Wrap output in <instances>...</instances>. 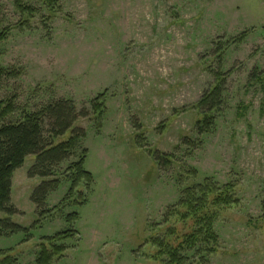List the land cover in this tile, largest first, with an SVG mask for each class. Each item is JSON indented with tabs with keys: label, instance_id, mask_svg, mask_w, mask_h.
<instances>
[{
	"label": "rangeland",
	"instance_id": "1",
	"mask_svg": "<svg viewBox=\"0 0 264 264\" xmlns=\"http://www.w3.org/2000/svg\"><path fill=\"white\" fill-rule=\"evenodd\" d=\"M15 2L0 0V33L11 28L0 45V65L11 74L0 81V102L15 107L5 123L60 99L88 114L75 125L86 133L81 148L57 176L86 149L95 185L87 205L62 207L63 216L80 214L79 237L53 264H159L152 241L184 228L170 214L187 188L207 179L232 186L238 204L219 211L218 252L190 251L187 264H264V0H59L52 21L48 2L23 0L37 10L23 28ZM220 70L224 106L201 135L197 104ZM104 93L99 130L92 104ZM156 153L171 163L159 166ZM35 161L26 159L12 186V221L28 229L39 218L31 198L42 180L29 178ZM69 189L63 181L45 210L61 206ZM68 227L60 217L0 235V264H36L43 238Z\"/></svg>",
	"mask_w": 264,
	"mask_h": 264
},
{
	"label": "trees",
	"instance_id": "2",
	"mask_svg": "<svg viewBox=\"0 0 264 264\" xmlns=\"http://www.w3.org/2000/svg\"><path fill=\"white\" fill-rule=\"evenodd\" d=\"M45 2L46 4L48 2L49 15L45 18L52 21L61 11V7L58 6L59 0ZM15 4L22 17L18 27L28 26L37 10L23 0H16ZM10 33L11 28H6L0 33V45L8 39ZM244 40L245 35L239 43H243ZM232 41L234 44L237 39ZM223 51L225 50L218 49L215 52L221 64L224 58ZM8 76H11L10 72L0 65V81ZM215 77L214 88L206 92L197 104L200 119L196 125L201 135L213 131L217 115L222 112L224 106L223 95L226 91L227 76L220 70ZM255 77L262 81L259 74H255ZM92 110L97 128L100 130L106 113V93L93 101ZM14 112L13 102H0V235L9 237L20 233L28 234L44 220L64 217L69 225L68 229L43 238L39 244L40 251L36 264H53L67 251L65 242L75 241L79 237L74 225L80 220V214L75 212L63 216L62 207L71 203L77 207H84L88 204L89 194L95 185L94 175L86 169L88 158L86 149H83L80 155L77 154V159L71 162L63 173L64 176H57V169L69 162L80 150L86 133L83 129L75 128V125L80 118H88V114L79 112L74 101L68 99L53 101L38 112L25 114L18 123L6 124V119ZM70 131H72L70 136L64 139ZM29 156L36 157L29 171V178L42 180L31 198L39 213V218L31 229L23 228L12 221L18 210L12 205L11 198L14 174L23 167ZM155 157L159 166L170 164L172 159V156L161 153H156ZM191 175L194 176L195 173ZM63 181L70 184V189L61 206L45 210L49 195L57 191ZM232 192V186L220 188L210 179L202 185L187 188L185 197L170 214L185 221L184 228L178 230L173 227V230L169 229V237H160L152 241L153 245L158 247L155 259L159 260V264H187L188 260L184 255L190 251H198V255H215L220 246V237L216 231L219 211L238 204ZM204 261L205 258H201L199 263L202 264ZM4 263H9V259Z\"/></svg>",
	"mask_w": 264,
	"mask_h": 264
}]
</instances>
